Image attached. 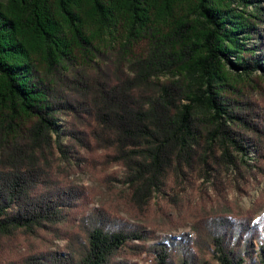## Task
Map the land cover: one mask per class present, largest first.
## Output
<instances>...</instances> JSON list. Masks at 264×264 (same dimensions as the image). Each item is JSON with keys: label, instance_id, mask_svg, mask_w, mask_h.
<instances>
[{"label": "trees", "instance_id": "obj_1", "mask_svg": "<svg viewBox=\"0 0 264 264\" xmlns=\"http://www.w3.org/2000/svg\"><path fill=\"white\" fill-rule=\"evenodd\" d=\"M263 3L0 0V264H264L257 208L214 210L264 181ZM91 163L122 170L136 218L212 191L199 241L140 248L145 231L92 214L67 252L9 256L4 240L60 230L86 203L68 179Z\"/></svg>", "mask_w": 264, "mask_h": 264}, {"label": "rangeland", "instance_id": "obj_2", "mask_svg": "<svg viewBox=\"0 0 264 264\" xmlns=\"http://www.w3.org/2000/svg\"><path fill=\"white\" fill-rule=\"evenodd\" d=\"M122 180L123 172L120 168L113 167L104 170L94 163L72 173L68 181L72 187L84 194L86 203L83 202L78 211L69 215L70 219L65 221L60 230L43 233L31 239H23L18 243H12L9 239L4 240L2 243L6 246L8 255L19 261L38 252L51 254L67 252L81 241L79 235L81 229H84L83 217H89L92 214H96L99 218L103 217L104 219L108 218L116 222H123L135 228H140V231H145L149 239L143 243L135 241L132 244L140 248L155 247L170 243L173 239L179 240L182 237L199 241V235L194 230L192 221L194 217L197 219L205 218L207 212L212 209L211 205H217L212 191L207 189L204 191L202 196L207 203L198 205V209L190 208L191 213H185L189 211L185 208L188 202L193 205L194 201L199 198L198 192L195 191L198 185L189 188L185 197L176 196L178 201L184 202L181 214L173 215L165 200L159 199L155 200L152 206L155 212L136 218L126 209L121 200V194L125 192ZM261 199L264 200V181L246 191L241 190L231 194L224 201L225 203H220L214 210H216L215 212L221 211L229 218H237L245 216L257 208L254 211V219L258 221L261 217H264V206L261 208L256 206ZM201 206H206L208 209L201 211ZM201 231H203L202 228ZM152 261V257L146 253H143L140 257H132L129 260L124 257H119L117 260L120 264H152Z\"/></svg>", "mask_w": 264, "mask_h": 264}]
</instances>
